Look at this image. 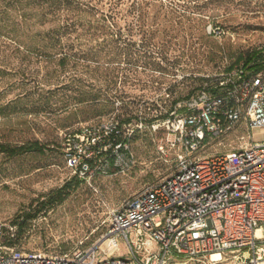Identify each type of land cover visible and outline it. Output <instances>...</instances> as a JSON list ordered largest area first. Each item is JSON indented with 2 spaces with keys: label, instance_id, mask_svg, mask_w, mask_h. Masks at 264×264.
Wrapping results in <instances>:
<instances>
[{
  "label": "rangeland",
  "instance_id": "obj_1",
  "mask_svg": "<svg viewBox=\"0 0 264 264\" xmlns=\"http://www.w3.org/2000/svg\"><path fill=\"white\" fill-rule=\"evenodd\" d=\"M258 51L264 59V0H0V145L44 146L0 153L7 235L51 254L99 242L108 209L170 170L172 153L165 161L158 152L166 134L137 130L134 165L87 183L65 168L61 131L111 116L149 120L196 92L204 75ZM243 132L211 150L237 146Z\"/></svg>",
  "mask_w": 264,
  "mask_h": 264
},
{
  "label": "built area",
  "instance_id": "obj_2",
  "mask_svg": "<svg viewBox=\"0 0 264 264\" xmlns=\"http://www.w3.org/2000/svg\"><path fill=\"white\" fill-rule=\"evenodd\" d=\"M133 119L111 116L65 134L70 176L91 183L127 172L143 127L165 132L158 152L165 161L172 153L170 170L108 209L100 241L86 248L25 251L0 221V264H179L169 262L175 255L186 258L180 264H264V59L204 75L163 113ZM239 131L237 146L211 150ZM150 242L155 251L145 249Z\"/></svg>",
  "mask_w": 264,
  "mask_h": 264
},
{
  "label": "trees",
  "instance_id": "obj_3",
  "mask_svg": "<svg viewBox=\"0 0 264 264\" xmlns=\"http://www.w3.org/2000/svg\"><path fill=\"white\" fill-rule=\"evenodd\" d=\"M261 51H258V55H255V56H259V59H261V54L260 53ZM254 56V53L250 54V55H247L245 58H244V63H241V64H253L254 65V62H253V59L255 58ZM237 66V65H235ZM231 68V67H229ZM193 94V93H192ZM135 116V115H134ZM133 118V115H127L123 118H119L121 121H129V120H132ZM135 118V117H134ZM96 120H99V119H96ZM94 121V120H92ZM80 124L78 125H75L73 127H67L65 129H63L60 133V139H59V142H58V150H59V153H60V156L62 157V160L64 162V166L65 168L70 172V170L66 167V161H65V155H64V139H65V134L69 133V132H72V131H75L77 130V128H79ZM137 133H135L132 137V140L134 139V137L136 136ZM132 140H131V147H132ZM44 146L43 145H38L37 143H34V144H30V145H18V146H10V145H0V153H7L9 155H17V154H21V153H24V152H29V151H38V152H41L43 150ZM20 224V223H19ZM5 237L8 239L9 235H7L6 231H5ZM9 242H12L14 241L15 242V233L13 235V238L10 240H8Z\"/></svg>",
  "mask_w": 264,
  "mask_h": 264
},
{
  "label": "bare ground",
  "instance_id": "obj_4",
  "mask_svg": "<svg viewBox=\"0 0 264 264\" xmlns=\"http://www.w3.org/2000/svg\"><path fill=\"white\" fill-rule=\"evenodd\" d=\"M217 256H218L217 254L212 255V257H217Z\"/></svg>",
  "mask_w": 264,
  "mask_h": 264
}]
</instances>
